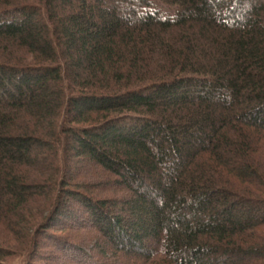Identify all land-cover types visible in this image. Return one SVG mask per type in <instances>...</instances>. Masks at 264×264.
<instances>
[{
    "label": "trees",
    "instance_id": "trees-1",
    "mask_svg": "<svg viewBox=\"0 0 264 264\" xmlns=\"http://www.w3.org/2000/svg\"><path fill=\"white\" fill-rule=\"evenodd\" d=\"M15 258L264 264V0H0Z\"/></svg>",
    "mask_w": 264,
    "mask_h": 264
},
{
    "label": "rangeland",
    "instance_id": "rangeland-1",
    "mask_svg": "<svg viewBox=\"0 0 264 264\" xmlns=\"http://www.w3.org/2000/svg\"><path fill=\"white\" fill-rule=\"evenodd\" d=\"M88 161H86V162H91L89 159H87ZM85 165V164H84ZM85 168L83 169L84 170V172H87V170H89V167L90 166H88V164H86L85 166H84ZM89 172V171H88ZM99 183V182H98ZM115 189H117V188H115V187H112L111 188V190L112 191H115ZM115 193H117V191L115 192ZM120 193V192H119ZM119 193H117V194H119ZM111 193H108L107 192V194L106 195H104L105 197H100V198H106V197H110V199H113V197H112V195H110ZM119 196H120V194H119ZM112 197V198H111ZM117 198H119V197H117ZM112 209V208H111ZM80 212V214L84 217V218H86V216H85V214L86 213H84L83 212V210H81L80 211V209H79V207H78V205H76V204H72V208H71V214H72V218L74 217L75 219H76V217H77V219H78V215H77V213H79ZM69 218H70V216H69ZM68 221H66V223H67ZM82 223H83V225L85 226V227H87V228H90L91 226H90V223L88 222V221H81ZM49 249H51L50 247H49ZM8 263L9 264H24V262H23V259H21V258H15V259H11V260H8Z\"/></svg>",
    "mask_w": 264,
    "mask_h": 264
}]
</instances>
